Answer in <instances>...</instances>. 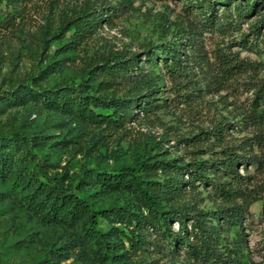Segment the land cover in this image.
Wrapping results in <instances>:
<instances>
[{
    "label": "rangeland",
    "instance_id": "374dc122",
    "mask_svg": "<svg viewBox=\"0 0 264 264\" xmlns=\"http://www.w3.org/2000/svg\"><path fill=\"white\" fill-rule=\"evenodd\" d=\"M86 3L95 6L103 18L66 49L71 30L60 32V14ZM204 11L205 5L196 0H133L132 6H124L121 0L0 2V136L35 137L22 143L6 179L0 180L4 194L0 199V264H80L84 254L98 251L118 264H194L186 257L185 244L174 248L164 236L166 225L157 232L144 228L146 243L134 251L123 234L131 232L117 220L98 215L96 221L84 216L72 224L48 222L29 200L39 182L58 183L86 199L95 214L104 208L131 207L137 205L135 192L100 190L94 171L113 173L141 160L160 158L189 167L191 161L210 160L224 146L260 156L257 162L237 163L244 176L241 187L246 200L242 196L223 200L211 184L196 178L179 199L162 202L159 209L194 205L217 224L218 208L228 206V211L239 213L241 221L232 227L219 226L214 239L219 252L234 247V239L240 236L241 264H264V157L255 141L241 148L243 139L254 134L245 118L251 86L264 79V22L260 35L253 30L256 22L264 21V3L239 16L233 7L218 5L215 27L207 29L202 26ZM191 31L193 43H189ZM248 41L251 46H245ZM173 45L182 68L167 72L168 65L176 68L167 52ZM218 52L239 55L250 64L247 70L230 74L216 58ZM148 53H152L150 61ZM133 56L135 63L127 67L112 63L108 73L90 80L97 64ZM137 76L152 78L151 97L136 102L131 114L116 124L99 118L112 108H95L99 116L93 119L46 107L28 96L20 104L2 100L23 84L33 90L78 85L87 93L123 100L145 90L135 85ZM102 79L112 84L100 87ZM221 126H225L223 138L218 139L213 132L220 133ZM205 173L208 182L216 180L211 168ZM188 176L184 170L183 179ZM170 225L177 231V221L172 219ZM89 226L97 229L96 236H91ZM51 250L67 256L58 254L48 262Z\"/></svg>",
    "mask_w": 264,
    "mask_h": 264
},
{
    "label": "trees",
    "instance_id": "16d2710c",
    "mask_svg": "<svg viewBox=\"0 0 264 264\" xmlns=\"http://www.w3.org/2000/svg\"><path fill=\"white\" fill-rule=\"evenodd\" d=\"M10 1L13 0H6L7 3ZM132 1L121 0L124 6H132ZM196 2L200 6L205 5L202 26L207 29L215 27L217 22L215 20L218 19L216 15L218 5H223L226 8L233 7L239 16L248 15L250 12L255 11L259 4L264 3V0H196ZM124 9H127V7H124ZM100 14L101 12H98L95 6L90 7L87 3L62 12L59 17L60 32L71 30L72 36L69 40L70 43L65 48L70 49L73 46L71 42H75L85 32L93 30L94 26L103 18ZM263 22L255 23L253 30L258 31L256 35L261 34L259 29ZM180 29L181 31L185 30L182 27ZM188 33L191 37L189 43H193L195 41L193 31ZM250 41L245 46H251ZM175 46L173 45L167 52L171 56V64L175 65L176 68L173 69L172 66L168 65L167 72H177V68H182L180 66V56ZM188 46H192V44ZM151 55L152 53H148L147 58L149 61ZM216 58L222 63V68L230 74L245 71L250 64L249 60L246 61L239 55L234 54L218 52ZM134 60H136L134 56L131 58L117 57L111 63L97 64V70L89 78L95 80L100 74L105 75L106 70L112 67V63H116V66L127 67L131 63H135ZM134 83L138 88H145V90L135 91L123 100L101 94L87 93L78 85H62L33 90L26 84L19 87L12 95L5 94L2 100L7 104H20L25 102L28 96L42 102L46 107L57 108L65 113H76L84 118L91 117L93 119L99 116L95 108H112L111 113L99 118L103 122L116 124L117 119H123L131 114L132 107L136 102L139 104L141 100L151 97L150 93L154 88V81L151 77H138ZM110 84H112L110 80L102 79L98 81L100 87H109ZM251 89L253 95L249 103L250 109H248L245 118H247L249 125L253 126L254 134L243 139L244 143L241 148H244L245 145L250 146L251 141H255L259 146L261 155L264 157V79L256 80ZM224 127L218 128L220 133L213 132L216 138H223ZM20 135L0 136V180L6 179L13 155L21 148L22 143L25 140L35 138ZM42 142H45L44 139L35 141L36 144ZM219 153L210 160L191 161L188 164L189 167L186 166L187 164H175L171 160L160 158L152 161L141 160L135 166H123L113 173L94 171L102 188L100 190L126 188L135 192L137 205L133 204L131 207L104 208L99 210L98 214H95L92 212L88 201L83 197L62 187L61 184H43L42 182L36 185L35 193L31 196L29 203L38 212L41 219L48 222L72 224L84 216L90 218L91 221H96L98 215H102L111 221L117 220L123 223L131 232L130 234L123 232V234L126 235L127 241L134 251L141 249L146 243L144 228H150L152 232H157L156 230H160L166 225L169 229L164 236L171 240L174 248L185 244L187 246L186 257L194 264H241L239 258L241 253L239 250L241 245L240 236L234 239V247H231L226 253L219 252L214 240L219 236V226L222 224L225 223L229 227L240 224L241 219L238 212L228 211V206H221L216 214L217 224H213L207 218L208 213L198 207L195 208L194 205L191 209H188L184 204L170 207L165 211L159 209L162 202L168 203L175 201L177 198L179 199L182 196V190L196 178H201L206 184H211L215 194L223 200L234 201L237 196H242L246 200V195L241 187V184L244 183V176L239 173L237 163L242 162L244 159L257 162L260 156L250 154V152L248 154L240 153L232 146L222 147ZM208 168L216 173V180L213 182H208L209 179L205 177ZM184 170L189 174L186 180L183 179ZM2 198H4V194L0 191V199ZM249 202L247 201V203ZM143 207L146 208V211H142ZM172 219L177 221V231L170 229ZM89 228H91V236H96L97 229L92 226H89ZM50 252L48 262H53L52 259L58 254L62 257L67 256V254H62V252L56 250ZM109 256L112 257L113 255L110 254ZM81 258L83 262L80 264H118L117 262L108 261V257L106 258L99 251L94 252L92 255L84 254Z\"/></svg>",
    "mask_w": 264,
    "mask_h": 264
}]
</instances>
